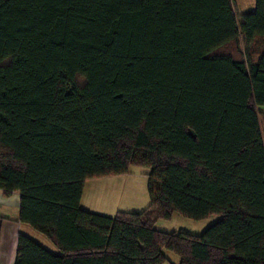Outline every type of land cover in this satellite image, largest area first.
<instances>
[{
	"label": "trees",
	"instance_id": "16d2710c",
	"mask_svg": "<svg viewBox=\"0 0 264 264\" xmlns=\"http://www.w3.org/2000/svg\"><path fill=\"white\" fill-rule=\"evenodd\" d=\"M234 6L0 0V190L58 251L20 235L16 264H264V0ZM132 167L149 209H82ZM174 214L219 220L156 229Z\"/></svg>",
	"mask_w": 264,
	"mask_h": 264
},
{
	"label": "rangeland",
	"instance_id": "374dc122",
	"mask_svg": "<svg viewBox=\"0 0 264 264\" xmlns=\"http://www.w3.org/2000/svg\"><path fill=\"white\" fill-rule=\"evenodd\" d=\"M238 16L247 15L255 10L256 0H234ZM239 52L244 55L247 47L240 43ZM151 172L149 168L132 167L127 176L111 177L86 183L82 199V209L107 217H115L119 212L142 213L150 207L148 190ZM218 216H212L203 221H193L179 214H174L170 220H162L156 224V229L167 233H185L201 236L209 227L217 223ZM36 241L50 252L58 254L52 243L36 233ZM172 264H179L180 259L166 252Z\"/></svg>",
	"mask_w": 264,
	"mask_h": 264
},
{
	"label": "crops",
	"instance_id": "0c3cea01",
	"mask_svg": "<svg viewBox=\"0 0 264 264\" xmlns=\"http://www.w3.org/2000/svg\"><path fill=\"white\" fill-rule=\"evenodd\" d=\"M20 203L19 193L5 196L0 190V264H16L20 235L38 237L29 226L20 223Z\"/></svg>",
	"mask_w": 264,
	"mask_h": 264
}]
</instances>
